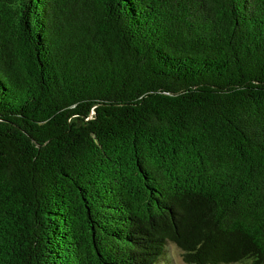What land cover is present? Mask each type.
<instances>
[{
  "label": "trees",
  "instance_id": "trees-1",
  "mask_svg": "<svg viewBox=\"0 0 264 264\" xmlns=\"http://www.w3.org/2000/svg\"><path fill=\"white\" fill-rule=\"evenodd\" d=\"M264 264V0H0V264Z\"/></svg>",
  "mask_w": 264,
  "mask_h": 264
},
{
  "label": "rangeland",
  "instance_id": "rangeland-1",
  "mask_svg": "<svg viewBox=\"0 0 264 264\" xmlns=\"http://www.w3.org/2000/svg\"><path fill=\"white\" fill-rule=\"evenodd\" d=\"M163 261L165 264H191L184 260L182 249L172 242L166 247L163 255Z\"/></svg>",
  "mask_w": 264,
  "mask_h": 264
}]
</instances>
